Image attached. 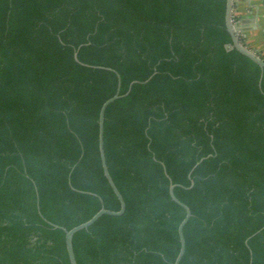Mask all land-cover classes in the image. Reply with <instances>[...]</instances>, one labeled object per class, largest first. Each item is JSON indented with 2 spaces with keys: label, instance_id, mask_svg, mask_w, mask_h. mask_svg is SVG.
I'll return each mask as SVG.
<instances>
[{
  "label": "trees",
  "instance_id": "obj_1",
  "mask_svg": "<svg viewBox=\"0 0 264 264\" xmlns=\"http://www.w3.org/2000/svg\"><path fill=\"white\" fill-rule=\"evenodd\" d=\"M226 3L0 0V264H70L53 225L120 210L99 151L117 74L122 95L141 82L105 114L126 212L75 235L77 263L174 264L172 182L181 264H264V72Z\"/></svg>",
  "mask_w": 264,
  "mask_h": 264
},
{
  "label": "water",
  "instance_id": "obj_2",
  "mask_svg": "<svg viewBox=\"0 0 264 264\" xmlns=\"http://www.w3.org/2000/svg\"><path fill=\"white\" fill-rule=\"evenodd\" d=\"M233 6H234V0H227L226 3V26H227V30L230 33L232 40H233V46L234 48L240 52L241 54H243L244 56L248 57L249 59H251L253 62H255L264 72V58H262L257 52H255L254 50L248 48V46L244 43L241 42L239 36H238V32H243L245 31V23H246V18H242L241 21H239V23L237 25H234L232 20H233ZM250 20V19H249ZM252 21V20H251ZM75 58L76 60L79 62L78 60V54H75ZM111 70V69H110ZM118 77V90L116 92V94L110 98L109 100H107L101 107L100 110V114H99V151H100V157H101V162H102V167H103V171H104V176L107 179L110 187L112 188L114 194L116 195V197L118 198L119 202H120V210L118 211H112L109 209H106L104 206L100 209V211L95 214L90 220H88L87 222L80 224L74 228H72L71 230H67L63 227L57 226V225H53L54 228L56 229H61L65 232V242H66V248H67V253H68V257H69V261L70 264H78L77 260H76V256H75V252H74V247H73V240L74 237L77 233H79L80 231L83 230H88L91 226H93L100 218H102L104 215H109V216H114V217H120L122 215L125 214L126 212V202L122 196V194L120 193V191L118 190L110 172H109V168L107 165V161H106V154H105V145H104V134H105V114L107 111V108L114 102H116L117 100L124 98L126 96H128L131 91L132 88L135 84H139L141 82L135 81L133 82L130 87L129 90L126 94L122 95L121 94V77L119 74H117ZM149 80H147L146 82L143 83H147ZM204 159H202L200 162H198L196 164V166L194 167V169L203 161ZM194 169L192 170V172L194 171ZM192 172L189 175V178L191 180V186L190 188H193L194 186V181L191 178ZM179 185L173 184L171 182L170 185V196L172 198V200L177 203L179 206H181L184 210H185V218L183 219V221L181 222V224L179 225V229H178V234H179V240H180V251L179 254L174 262V264H181L183 257L185 255L186 252V240H185V236H184V228L187 225V223L189 222V220L192 217V211L191 209L184 204L183 202H181L175 195V189L178 187ZM40 211V210H39Z\"/></svg>",
  "mask_w": 264,
  "mask_h": 264
},
{
  "label": "crops",
  "instance_id": "obj_3",
  "mask_svg": "<svg viewBox=\"0 0 264 264\" xmlns=\"http://www.w3.org/2000/svg\"><path fill=\"white\" fill-rule=\"evenodd\" d=\"M233 17L238 21L246 18L241 39L264 58V0H234Z\"/></svg>",
  "mask_w": 264,
  "mask_h": 264
},
{
  "label": "built area",
  "instance_id": "obj_4",
  "mask_svg": "<svg viewBox=\"0 0 264 264\" xmlns=\"http://www.w3.org/2000/svg\"><path fill=\"white\" fill-rule=\"evenodd\" d=\"M232 22H233V24L234 25H237L238 23H239V21L238 20H236L234 17H233V20H232ZM238 34V36H239V38H240V40H241V42L242 43H244L243 41H242V39H241V36H242V32H238L237 33ZM245 44V43H244ZM247 45V44H246ZM232 47H228V49H231Z\"/></svg>",
  "mask_w": 264,
  "mask_h": 264
}]
</instances>
